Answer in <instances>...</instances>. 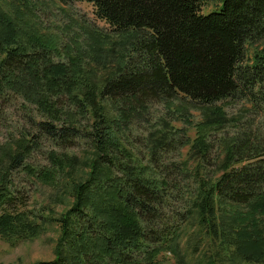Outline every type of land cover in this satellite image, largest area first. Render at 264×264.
Wrapping results in <instances>:
<instances>
[{
  "label": "trees",
  "instance_id": "trees-1",
  "mask_svg": "<svg viewBox=\"0 0 264 264\" xmlns=\"http://www.w3.org/2000/svg\"><path fill=\"white\" fill-rule=\"evenodd\" d=\"M29 1L0 0V96L20 94L35 106L46 121L33 127L52 145L85 140L88 147L80 156L52 150L50 166L35 168L26 161L39 136L0 144V241L14 247L55 222L54 258L36 264H162V251L184 264L182 237L195 242L192 256L200 237L209 239L200 264H264V143L238 130L221 139L215 170L202 174L209 137L242 118L230 120L224 101L245 99L264 116V0H211L218 7L206 14L209 0H55L92 4L112 29L87 31L85 47L71 49L67 64L47 58L57 51L56 40L18 17L22 9L34 16ZM61 96L72 109L58 106ZM175 96L182 97L178 111H200L181 163L184 172L195 166L186 231L157 220L168 185L153 157L169 144L168 132L148 135L145 164L125 147L131 108H115ZM19 168L33 184L59 192L42 220L17 204L9 178ZM64 198L72 203L56 215L51 205Z\"/></svg>",
  "mask_w": 264,
  "mask_h": 264
},
{
  "label": "rangeland",
  "instance_id": "rangeland-1",
  "mask_svg": "<svg viewBox=\"0 0 264 264\" xmlns=\"http://www.w3.org/2000/svg\"><path fill=\"white\" fill-rule=\"evenodd\" d=\"M29 3L34 16H31V11L22 9L18 17L25 23L28 21L36 24L42 33L58 42L57 51L47 56L54 63L67 64V56L71 49L75 52V47L79 44L82 48L85 47L84 41L87 39V31L97 30L104 33L112 31L108 24L96 16L94 7L88 2L62 3L55 0H30ZM217 4L215 1L209 0L203 13L206 14L215 10L218 7ZM3 8L11 12L8 6L4 5ZM112 39L117 41L115 36H112ZM180 99H182L181 96H175L169 101L164 99L155 100L142 106L130 100L132 104L121 105L119 103L115 104V108L117 110L121 108L129 110L131 108L132 115L123 126L127 136V141L124 140L125 147L132 154L142 158L145 164L149 159L146 148L148 135L159 129L168 132L169 144L164 149L157 151L153 157L154 164L159 169L158 176L163 178L165 174L168 185L164 190L163 204L157 220L164 221L169 228L181 225L183 226L182 231H186L184 216L189 207V194L193 193L195 187L191 175L195 166L194 163H189L187 166L188 172H184L181 163L186 159L189 149L184 144L185 138L194 139L195 129L193 124L200 121V111L196 107H190L187 111H178L174 105H178ZM57 101L58 106L63 111L70 110L71 107L66 97L61 96ZM224 103V111L230 120L234 121L239 116L242 118L239 124L230 123L222 132L212 134L209 137L210 148L204 160L205 170L202 172L203 175L210 176L211 172L215 170L221 158L220 143L222 138L233 137L238 133V130L241 132L247 130L253 134L256 133L264 143V116L259 111L252 112L251 106L245 99H229ZM220 104H223V102L218 103V105ZM246 110L249 112L247 113ZM115 114H117V111H115ZM62 120H65V117ZM40 121H46V119L36 110L35 106L24 101L20 94L10 92L0 96V144L24 136L25 138L28 136L30 138L31 135L39 136L38 145L27 159V164L35 168L49 167L48 154L50 151L55 150L59 154L80 156L88 147V142L82 140V138V141L76 142L68 148L59 149L37 133L33 125ZM81 123V125H84L85 121L82 120ZM126 159V156L122 157V160ZM9 179L14 195L18 199V206L29 212L32 217H38L42 220L48 216L46 205L50 201V197H54L55 194L59 193L56 189L50 186L33 184L21 168L14 171ZM63 201L64 203L56 201L55 205H51L56 215L64 212L72 203L71 198H64ZM154 229V231L160 230L159 227ZM193 230L187 231L191 233ZM59 235L60 226L53 222L47 224L45 231L39 236L23 241L14 247L0 241V264H36L51 261L54 258V250ZM202 239H204L202 243H196V245L198 244V251L194 252L192 256L188 250L191 246H194L195 242L188 244L187 239L182 237L181 252L185 257L184 264H200L202 262L203 252L207 253V246L211 244L207 237H200V241ZM212 244L215 245V242H212ZM159 260L162 261V264H179L175 255L168 251H162Z\"/></svg>",
  "mask_w": 264,
  "mask_h": 264
}]
</instances>
